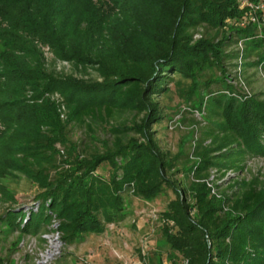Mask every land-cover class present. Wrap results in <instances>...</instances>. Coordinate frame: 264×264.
Returning a JSON list of instances; mask_svg holds the SVG:
<instances>
[{
  "label": "trees",
  "instance_id": "16d2710c",
  "mask_svg": "<svg viewBox=\"0 0 264 264\" xmlns=\"http://www.w3.org/2000/svg\"><path fill=\"white\" fill-rule=\"evenodd\" d=\"M243 11L239 0H0V231H54L78 243L123 221L131 198L151 202L169 190L159 232L176 264H264V182L240 179L224 200L206 184L211 169L238 173L264 157V99L228 81L238 39L243 77L264 71L256 26L224 27ZM45 51L82 74L49 68ZM206 69L212 75L198 82ZM172 87L204 109L191 152L165 150L154 128L175 114L161 102ZM124 113L129 121H113ZM71 122L85 123L92 147L69 146L61 158L56 145ZM97 127L106 138L92 136ZM180 172L194 179L184 183ZM21 178L37 190L25 208L9 185Z\"/></svg>",
  "mask_w": 264,
  "mask_h": 264
},
{
  "label": "rangeland",
  "instance_id": "374dc122",
  "mask_svg": "<svg viewBox=\"0 0 264 264\" xmlns=\"http://www.w3.org/2000/svg\"><path fill=\"white\" fill-rule=\"evenodd\" d=\"M227 24L228 22L224 27ZM212 33L213 31L210 29H199V34L205 36H211ZM45 54L49 68H54L60 74L72 73L78 76L82 74L78 68L69 63L52 61L47 51ZM252 57L249 60H252ZM88 72L91 77H94V72L91 69H88ZM212 73V70L206 69L198 77V82H202ZM244 77L250 92L258 94L260 99H264V79L256 69L249 67L245 71ZM161 102L166 106L165 112L168 116L176 113L181 105H187L173 91V87L171 92L161 98ZM60 118L65 122L66 110L63 111V116ZM130 119L131 115L124 113L113 121L122 122ZM194 125H196L197 131L194 130ZM205 126V120L199 124L193 114L187 111L181 114L179 125L176 128L169 130L164 121L155 124L154 128L157 129L160 145L175 154L181 149L191 152L192 145L199 144L196 139L201 137V131ZM63 136L65 137L64 144L56 145L61 158L67 156L69 146L80 143L92 147L85 123L66 124ZM92 136L98 139L107 137L105 131L100 127L95 128V134ZM189 152V158L193 157V154ZM107 168L108 166L104 164L98 170L105 172ZM212 170L214 169L209 170V178L206 180L210 196L217 200H224L234 190L235 182L240 179L251 180L254 178L264 182V157L247 160L242 172L220 173L219 171L212 172ZM176 177L184 183L194 179L193 175L186 176L181 172L176 174ZM9 185L17 192L19 201L17 206L25 208L34 202L37 190L31 183L21 178L17 182L10 181ZM171 196L172 193L166 190L151 202L131 198L127 209L128 215L123 221L108 224L103 233L88 234L83 241L69 245L64 244L59 234L54 231L40 236L24 237L19 236L16 232L0 231V264H150V261L157 258L161 260L162 264H176L177 259L171 258L169 250L162 244L159 232L161 225L159 213L165 208ZM222 206L224 210L227 208V204H222ZM0 229L2 228L0 227Z\"/></svg>",
  "mask_w": 264,
  "mask_h": 264
},
{
  "label": "built area",
  "instance_id": "2783aa9c",
  "mask_svg": "<svg viewBox=\"0 0 264 264\" xmlns=\"http://www.w3.org/2000/svg\"><path fill=\"white\" fill-rule=\"evenodd\" d=\"M239 8L243 9V13L240 17L236 19H230L228 20V24H233L237 27H244L246 25L252 24L256 26L257 32L262 33L263 40H264V32L262 31V27H264V0H258L256 3L251 2L250 0H239ZM195 37H200L199 34H196ZM233 49L237 51L238 57L236 59L237 65L234 67L230 79L228 80L230 83L234 84L236 87L239 88V90L247 95H250L251 92L249 88L246 86L244 77L242 75V63L244 61L243 59V54H244V44L242 39H238L234 45ZM256 71L258 74L264 79V71H262L261 67H257ZM51 100H54L56 103H58V108L60 111V116H63V111H65V108L63 104L61 103L60 98L57 96V94H52L50 96ZM191 112L197 122L199 124L203 123V114H204V109L201 108L200 110L198 109H193L189 107L188 105H181L179 107V110L172 116V118L167 122V128L169 130H172L176 128L179 125V118L182 113L184 112ZM193 127L195 131H197L196 125ZM205 143H209L207 140ZM195 143L192 145V149L194 147ZM215 171L217 172L216 169L212 170V172ZM58 234V232H56Z\"/></svg>",
  "mask_w": 264,
  "mask_h": 264
}]
</instances>
